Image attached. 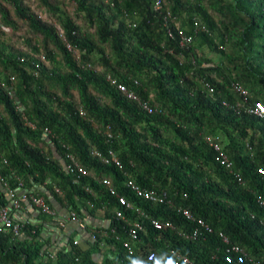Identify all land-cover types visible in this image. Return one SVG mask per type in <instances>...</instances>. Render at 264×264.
Here are the masks:
<instances>
[{"label": "trees", "instance_id": "16d2710c", "mask_svg": "<svg viewBox=\"0 0 264 264\" xmlns=\"http://www.w3.org/2000/svg\"><path fill=\"white\" fill-rule=\"evenodd\" d=\"M153 4L0 0V207L20 224L16 236L0 230V264H137L150 252L151 264H167L171 251L195 264H264V117L248 111L264 106V0ZM176 29L190 43L180 46ZM109 151L120 167L104 161ZM68 155L86 174L67 169ZM128 180L163 202L138 196ZM6 187L51 210L60 204L86 230L89 219L105 225L85 248L69 236L50 249L43 230L57 216L29 203L36 215L15 221ZM231 245L242 263L224 261Z\"/></svg>", "mask_w": 264, "mask_h": 264}, {"label": "built area", "instance_id": "2783aa9c", "mask_svg": "<svg viewBox=\"0 0 264 264\" xmlns=\"http://www.w3.org/2000/svg\"><path fill=\"white\" fill-rule=\"evenodd\" d=\"M153 7L155 10H160L163 7V0H154ZM165 14L166 15L164 16V26L167 28L168 35L173 38L174 34L172 33L170 26H169L168 22L166 21L167 18L170 17V13L168 11H166ZM201 29H204V28L201 27ZM59 36L62 37L61 31H59ZM176 36L178 37V41H179L180 46H185L188 43H190V41H191V37L184 35L180 29H176ZM111 83L115 84V81L111 80ZM116 88L127 99L137 102L138 104H140V106L143 109L150 111L148 103L145 101H140L138 96L132 90H130L127 86H125L123 84H116ZM238 90H240V89H238ZM241 93L244 94L245 92L241 91ZM248 111L250 113H253L254 115H256L258 117H264V106L259 102H255L253 104V107H251ZM80 113H81V111H80ZM207 140L209 141L210 145H212L213 148L218 151V146L216 144H213L212 142H210L209 139H207ZM96 154L98 156H100L99 153H96ZM108 155H109V158L108 157L104 158V161L105 162L112 161L116 166L120 167V164L117 161L115 154L113 152L109 151ZM219 157H220L221 162L224 163L226 167L230 166L231 163L225 158V156L222 153H219ZM68 158H69V163L67 165V169L70 172L76 173L78 175L79 174L80 175L86 174V170L84 168H82L75 161L73 156L68 155ZM4 163H5V161H4ZM257 171L259 174H263V170L258 169ZM102 184L105 185L106 187H108L110 194L115 196L118 199V202L120 205H125L126 207L129 206V204L126 203V201L123 197L118 196L115 189L112 187L109 179H106V178L103 179ZM126 185L128 187H130L138 196H140L146 200H149L152 202H163V198L161 196L157 195L156 192H154V191L142 189L130 180H128L126 182ZM18 186L19 187L21 186L20 181L18 182ZM6 191H7L8 197L10 198V205L14 209H18L21 207L20 201L27 200L34 207L41 210V212H43L47 215H53L54 214V211L48 207V205L45 203L44 199L41 196L30 195L28 197L23 192L19 193V191L13 190L9 187H6ZM261 203L264 204V202H261ZM182 213L184 214V216H186V218L191 219V220L193 219L192 216L188 213V211L182 210ZM115 214L117 217L122 218V213L120 211H117ZM67 220L72 221V222H76L80 227L84 226L83 223L74 216L69 215ZM197 223L201 227H205V228L207 227L203 223L202 220H198ZM152 225L155 228H160V224L157 220H153ZM139 228H140L139 223L134 222L133 227L130 228V230H129V235L131 236V238L136 237V232ZM1 229H6V230L10 231L15 236L18 235L19 231H20V224L14 222L11 219L10 214H9V208L7 206L0 207V230ZM207 229H208V227H207ZM193 234H196V231ZM223 241L225 243H228L226 238H223ZM123 246L128 250L129 253L132 252L131 247L129 246V244L127 242H124ZM170 254H171V258L167 261V264H195L185 255L176 253L174 251H171ZM155 258H156L155 253L150 252V253L144 255L143 257H138L136 259V263L137 264H151V262H153ZM244 258H245L244 251L236 245H231L225 251L224 261L227 263H231L232 261H235L236 263H242Z\"/></svg>", "mask_w": 264, "mask_h": 264}, {"label": "crops", "instance_id": "0c3cea01", "mask_svg": "<svg viewBox=\"0 0 264 264\" xmlns=\"http://www.w3.org/2000/svg\"><path fill=\"white\" fill-rule=\"evenodd\" d=\"M23 202H28L26 204V207L21 206L19 208L20 210H17L12 213V217L15 221H25V220L29 221L31 218H33L36 215V212H32L29 206L30 202L29 201H23ZM52 202H53L52 208L54 210V214L57 216L59 220V223L58 225H56V227L45 226L46 229L43 230L44 238L49 240L50 249H53L54 246L56 247L63 246V243L67 239L66 237L69 236H71L74 243L77 242L81 245V247L85 248V243L92 241V238L90 237L91 231H94L96 228H101L102 226L105 225L103 223V220L100 219V217L95 219H89L87 222L93 227H91L92 229L86 230L84 226L80 227L76 222L67 220L69 214H67L65 209L60 204L55 203L54 201ZM82 223L86 225L84 221ZM96 258L99 259V256H96Z\"/></svg>", "mask_w": 264, "mask_h": 264}, {"label": "rangeland", "instance_id": "374dc122", "mask_svg": "<svg viewBox=\"0 0 264 264\" xmlns=\"http://www.w3.org/2000/svg\"><path fill=\"white\" fill-rule=\"evenodd\" d=\"M25 32V30H24V27H22L21 28V30L17 33V35L18 34H23ZM6 35H11L10 33H11V30L10 29H6L5 30V32H4ZM206 54V56L208 57V58H213V59H215V57H214V55L213 54H211V53H205Z\"/></svg>", "mask_w": 264, "mask_h": 264}]
</instances>
